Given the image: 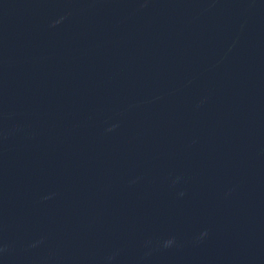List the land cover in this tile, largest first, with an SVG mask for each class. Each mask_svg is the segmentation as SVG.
I'll list each match as a JSON object with an SVG mask.
<instances>
[{"label": "water", "instance_id": "95a60500", "mask_svg": "<svg viewBox=\"0 0 264 264\" xmlns=\"http://www.w3.org/2000/svg\"><path fill=\"white\" fill-rule=\"evenodd\" d=\"M0 264H264V0H0Z\"/></svg>", "mask_w": 264, "mask_h": 264}]
</instances>
